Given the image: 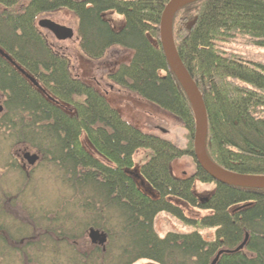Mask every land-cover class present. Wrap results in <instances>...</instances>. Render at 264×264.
I'll list each match as a JSON object with an SVG mask.
<instances>
[{
  "label": "trees",
  "instance_id": "obj_1",
  "mask_svg": "<svg viewBox=\"0 0 264 264\" xmlns=\"http://www.w3.org/2000/svg\"><path fill=\"white\" fill-rule=\"evenodd\" d=\"M167 2L0 0V131L57 167L85 215L37 210L51 264H211L246 234L241 248L221 252L215 264H264V189L216 181L194 157V114L159 38ZM61 9L75 15L87 59H101L112 47L130 52L107 80L179 120L187 144L134 124L99 87L72 72L70 57L37 22ZM172 33L204 101L207 155L230 171L264 175V62L229 47L242 40L264 48V0L194 1L175 12ZM183 156L195 168L177 176L171 163ZM195 181L212 188L199 193ZM183 205L204 213L190 216ZM159 213L186 228L160 234ZM90 229L107 238L102 246L90 244L91 252L79 251L74 242Z\"/></svg>",
  "mask_w": 264,
  "mask_h": 264
},
{
  "label": "rangeland",
  "instance_id": "obj_2",
  "mask_svg": "<svg viewBox=\"0 0 264 264\" xmlns=\"http://www.w3.org/2000/svg\"><path fill=\"white\" fill-rule=\"evenodd\" d=\"M110 16L113 20H119L121 18L114 13ZM39 21L59 25L63 27L61 32H72L70 37H64L63 34L57 36V34L49 30L48 27H42L48 35L52 45L58 50L65 52L70 57L72 72L99 87L125 118L144 130L170 138L180 146L187 144V131L179 120L174 119L170 114L154 104L144 101L128 91L118 89L107 80V72L112 70L118 62L123 60L127 61L130 55L129 51L119 47H112L103 58L90 60L82 54L79 48L76 35L77 20L71 11L61 9L51 14H42L37 18V22ZM229 47L231 50L243 55L247 60L264 62L263 47L247 45L244 44L242 40L234 41ZM0 105H3V96L1 93ZM81 142L85 147L88 146V141L85 139L84 135L81 137ZM23 151L40 155L34 148L23 143L15 142L10 134H7V131H0V234L3 233L2 229L6 227L8 230L13 227L18 231L17 227L20 222H14L16 218L19 221L20 219L27 221L23 223V225L28 224L27 226L29 227L26 229L27 231L32 224H35L34 221L37 218L35 214L39 215L41 212L43 213L45 209L49 211L56 210L57 215L59 213H70L71 216H85L83 210L75 204V200L78 199V196H73L67 189V186L64 184L63 180H61L60 171L57 167H53L52 163L45 161V159L41 157V160L35 166H28L24 173L20 171L19 167L16 165V157L18 154L21 157V152ZM142 155L143 150L137 151L135 154V161L138 162L142 158ZM171 166L172 171L177 176L188 175L195 168L193 160L188 156L174 159ZM194 188L197 192L202 193L212 188V185L195 181ZM15 195H17V197L13 199ZM60 202L63 203L57 206ZM183 207L186 214L190 216H197L204 213L193 208H187L184 205ZM56 214H53L54 216L51 215V217H55ZM32 219L34 221H31ZM155 226L160 234L171 229L184 230L186 228L178 220L166 213H159L157 215L155 218ZM211 232L212 230L205 234L211 235ZM77 235L79 236L78 233ZM74 243L75 248H78L79 251L85 250L88 253L92 250L87 234L84 236L82 235V237L78 238ZM3 245L4 244L0 242V264H23L21 255L18 257L16 254L12 255L13 261H10L11 259L7 252V248ZM47 248V245H44L43 255L40 259L41 264H51L53 262L51 258L54 257H51L49 248ZM35 256L36 254L33 256L28 254L27 258L30 261H34ZM61 264H63V262ZM133 264L153 263L141 259Z\"/></svg>",
  "mask_w": 264,
  "mask_h": 264
},
{
  "label": "water",
  "instance_id": "obj_3",
  "mask_svg": "<svg viewBox=\"0 0 264 264\" xmlns=\"http://www.w3.org/2000/svg\"><path fill=\"white\" fill-rule=\"evenodd\" d=\"M197 0H168L165 4L163 11L160 17L159 23V38L161 47L165 54V57L176 75L178 81L180 82L183 90L188 97L190 102L194 120H195V127L193 133V153L194 157L198 163V165L207 173L209 174L214 180L235 185L241 187H248V188H256V189H264V175L263 174H245V173H238L230 171L226 168L215 163L211 158L207 155L205 149V135H206V110L204 101L199 91L196 83L192 79L191 75L187 71L186 67L184 66L177 50L175 47L173 33H172V19L175 12L182 6L192 3ZM41 27H48L49 30L55 32V34L60 35L63 34L64 37H70L72 32H61L63 27L59 25H55L52 23H44L42 21L38 22ZM33 83L37 84L36 81L32 79ZM3 110V106L0 105V112ZM27 158L29 159L30 163H33L36 158L37 154L35 153H26ZM90 234L95 233L96 236H100V242H104L106 239V235L104 232H99L98 230L90 229ZM247 238V234L245 235V239L235 248V249H225L220 250L214 259L212 260L211 264H215L219 254L221 252H229L233 250H237L244 245V242Z\"/></svg>",
  "mask_w": 264,
  "mask_h": 264
},
{
  "label": "flooded vegetation",
  "instance_id": "obj_4",
  "mask_svg": "<svg viewBox=\"0 0 264 264\" xmlns=\"http://www.w3.org/2000/svg\"><path fill=\"white\" fill-rule=\"evenodd\" d=\"M26 153H28V151H23V152H21V157L19 156V154L16 157V160H17L16 165L20 168V171L22 173L25 172V169L28 166L33 167L41 160V156L37 154L36 160L33 163H30L29 159L27 158ZM17 195H18V193H17ZM17 195H15L13 197V199L16 198ZM11 213H14V212H11ZM16 221L20 222L19 226L17 227L18 231L16 230V228L11 227V229L8 230L6 227V228L2 229L3 233L0 234V242L2 244H4L3 246L5 248H7V252L10 255L9 257L11 259L10 261H13L12 255L16 254L17 257L19 255H21L23 264H40L41 263L40 259L43 255V247L45 245V243L43 241V239H44V235H43L44 229H43V225H42L43 220L41 218H38V217L35 219V221L32 219L31 221H34L35 224H32L27 231H26V229L29 227V226H27L28 224L23 225L24 222H27L26 220L20 219V221H19L16 218V220L14 222H16ZM89 231L87 233V237L89 239L90 244L102 246L105 241L103 243L100 242L101 237L96 236L95 233L90 234ZM98 231L101 232L100 230H98ZM28 254H31V256L36 254L35 260L30 261L27 258ZM12 264H14V263H12Z\"/></svg>",
  "mask_w": 264,
  "mask_h": 264
}]
</instances>
